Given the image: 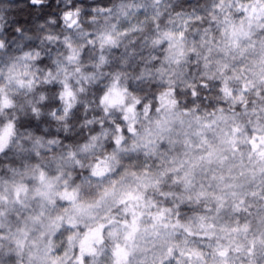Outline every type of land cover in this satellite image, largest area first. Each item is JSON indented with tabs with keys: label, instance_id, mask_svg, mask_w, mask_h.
Returning a JSON list of instances; mask_svg holds the SVG:
<instances>
[{
	"label": "clouds",
	"instance_id": "9594fccd",
	"mask_svg": "<svg viewBox=\"0 0 264 264\" xmlns=\"http://www.w3.org/2000/svg\"><path fill=\"white\" fill-rule=\"evenodd\" d=\"M0 264H264V0H0Z\"/></svg>",
	"mask_w": 264,
	"mask_h": 264
}]
</instances>
